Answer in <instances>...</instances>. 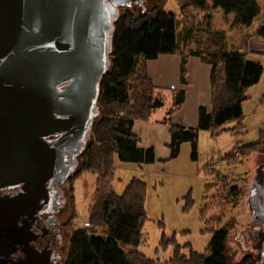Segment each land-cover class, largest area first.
I'll return each mask as SVG.
<instances>
[{"label": "trees", "instance_id": "16d2710c", "mask_svg": "<svg viewBox=\"0 0 264 264\" xmlns=\"http://www.w3.org/2000/svg\"><path fill=\"white\" fill-rule=\"evenodd\" d=\"M168 0L141 12L125 10L114 23L113 49L110 68L100 83L98 107L101 118L90 128V139L79 156V165L69 179L73 211L69 223L72 234L68 255L64 264H157L138 249L126 250L124 245L138 246L145 239L147 210V183L133 178L125 191L119 194L114 186L118 161L137 164L152 163L156 159L153 146H143L134 133V124L151 120L154 113L165 106L164 87L153 80L149 62L166 54L182 57L181 78L186 81L187 61L199 57L212 66L211 109L202 106L199 123L187 127L173 122L174 114L186 98L185 90L169 89L173 102L162 122L168 124L171 140V157L176 158L181 145L192 144V156H198L199 131L209 130L213 135L229 128L224 125L232 120L243 124V103L250 98V88L263 74L261 61L248 58L247 44L231 50L227 30L215 24V11L221 10L230 17L232 28L248 29L255 20L264 16V8L258 0H187L173 11ZM256 35L264 37V28ZM260 139L250 144H238L224 159L229 164L243 163L252 153L264 154V131ZM211 163V162H210ZM208 164L210 174L215 170ZM97 175L96 192L89 208V219L84 228L74 227V182L83 174ZM231 193L236 200L243 194L242 188L233 186ZM208 206L203 208L205 217ZM220 225L223 218L212 219ZM210 223L209 220L205 221ZM68 223V225H69ZM236 219L223 228H214L211 242L205 253L191 250L183 254V245L173 236L164 234L162 244L174 246L172 264H233L236 258L229 245ZM263 232V231H262ZM165 249V248H164ZM261 257L248 254L235 264H261Z\"/></svg>", "mask_w": 264, "mask_h": 264}, {"label": "water", "instance_id": "95a60500", "mask_svg": "<svg viewBox=\"0 0 264 264\" xmlns=\"http://www.w3.org/2000/svg\"><path fill=\"white\" fill-rule=\"evenodd\" d=\"M132 0H0V263L37 259L39 215L57 209L61 188L90 139L103 76L110 68L118 6ZM71 175V176H70ZM248 205L264 224V170ZM259 253L264 264V232ZM40 264L47 256L39 254Z\"/></svg>", "mask_w": 264, "mask_h": 264}, {"label": "rangeland", "instance_id": "374dc122", "mask_svg": "<svg viewBox=\"0 0 264 264\" xmlns=\"http://www.w3.org/2000/svg\"><path fill=\"white\" fill-rule=\"evenodd\" d=\"M184 1L168 0L167 7L179 9ZM260 1L264 6V0ZM156 4L157 0H134L129 5L118 6V10L120 13L125 10L141 12L145 10L144 8H151ZM215 24L217 27L227 26L224 18H218ZM237 43V39L231 40V50L236 48ZM247 107L246 110L249 111ZM263 110L264 107L260 106L256 108L254 114L246 115L241 126H238L237 120L227 122L224 128L229 130L215 135L209 130H200L198 156L195 158L192 156V144L187 141L182 143L176 158H170L169 146H162L164 150L159 147L158 150L155 149L156 159L152 163L133 164V162L117 160L118 168L114 186L119 194L125 191L133 178L144 180L148 187L149 219L143 229L146 239L138 246L124 245L123 247L126 250L138 249L153 258L157 264H172L174 246H169L168 242L163 246L161 242L164 234L167 238L174 236L178 243L184 246L180 248L183 254L189 255L192 249L205 253L213 236L211 229L223 228L231 219H236V226L229 238V245L236 256L233 264L248 254L261 256L258 243L260 231L264 232V224L253 226L254 216L248 201L258 171L261 168L264 170V154L252 153L243 163L238 164H229L224 157L235 148L238 142L250 144L260 139L261 131H264ZM100 118L101 114L97 113L94 121ZM144 138L151 146L156 141L161 142L152 128ZM210 162L212 163L210 168H215L211 174L207 167ZM96 185L97 175L91 172L83 174L74 182L75 228H84L87 224ZM68 186L71 188V183H68ZM233 186L243 190L238 200L230 192ZM64 189L66 194L62 196V201L66 199L67 205L65 204L58 214L63 235V244L60 248L63 264L68 255L72 234L69 220L73 211L71 195L68 194V189ZM206 205L208 211L203 218L202 211ZM219 217L223 218L220 225L212 220ZM207 220L210 223L205 222Z\"/></svg>", "mask_w": 264, "mask_h": 264}, {"label": "crops", "instance_id": "0c3cea01", "mask_svg": "<svg viewBox=\"0 0 264 264\" xmlns=\"http://www.w3.org/2000/svg\"><path fill=\"white\" fill-rule=\"evenodd\" d=\"M186 1L187 0L183 3ZM258 1L264 8L261 1ZM171 10L178 11L179 9L175 7L174 9L171 8ZM214 15V21L218 18H224L227 23V20L229 21L231 19L219 10L215 11ZM218 28L227 30L231 40L237 39L238 43L236 48L247 44L246 51H248V58L254 61H261L264 66V37L256 35L259 29L264 28V16L255 20L248 29L232 28L229 22L227 23V26H219ZM181 64L182 57L179 54L161 55L159 58L149 62V70L153 80L158 86L164 87L167 90L164 92L166 95L165 106L158 109L152 116L151 120L138 121L134 124L133 131L141 138V144L143 146H151L149 142L144 140V137L148 135L150 128H152L154 133L161 139L160 143L156 141L153 144V147L156 150H158V147L161 150H164L161 147H167L171 140L169 126L162 122L173 102V93L169 89H182L186 91L185 102L173 116V122L176 124L187 127H196L199 123L200 108L205 106L211 109L212 66L203 62L197 56L189 57L187 61L186 81L183 82L181 78ZM246 106H248L247 109H249V111L246 110ZM260 106L264 107V71L260 81L250 88V98L243 103L245 117L246 115L254 114L256 108H260ZM262 112H264V110Z\"/></svg>", "mask_w": 264, "mask_h": 264}, {"label": "flooded vegetation", "instance_id": "af4514ba", "mask_svg": "<svg viewBox=\"0 0 264 264\" xmlns=\"http://www.w3.org/2000/svg\"><path fill=\"white\" fill-rule=\"evenodd\" d=\"M134 1V0H132ZM147 9V8H144ZM119 14H120V10ZM71 176V175H70ZM69 180L61 186L66 194L68 189V194L70 193V186H68ZM21 191L20 187H10L9 185L0 186V199H3L7 196H12ZM63 195V196H64ZM67 203V200L62 201V196L58 202V208L55 209L54 206H51L48 211L39 215L37 226L34 229V234L32 235L33 239L31 240V247L35 250L37 259L32 261V264H38L39 254H44L47 256V264H63L62 255L60 254V248L63 244V235L61 233V220L59 213L62 210L63 206ZM67 205V204H66ZM260 231L259 234H261ZM26 254L18 250L12 254V259L2 262L0 264H15L20 261V259H25ZM43 260L40 264H43Z\"/></svg>", "mask_w": 264, "mask_h": 264}]
</instances>
